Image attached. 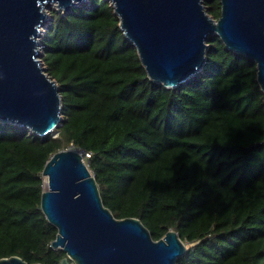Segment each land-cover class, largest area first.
Segmentation results:
<instances>
[{
	"label": "trees",
	"instance_id": "16d2710c",
	"mask_svg": "<svg viewBox=\"0 0 264 264\" xmlns=\"http://www.w3.org/2000/svg\"><path fill=\"white\" fill-rule=\"evenodd\" d=\"M203 5L220 17V0ZM207 46L201 72L167 89L147 77L109 0L49 12L39 57L62 120L43 137L0 122V259L66 257L40 201L46 162L71 147L90 154L116 219H138L155 241L172 229L190 245L176 264H264V93L255 62L217 35Z\"/></svg>",
	"mask_w": 264,
	"mask_h": 264
},
{
	"label": "water",
	"instance_id": "95a60500",
	"mask_svg": "<svg viewBox=\"0 0 264 264\" xmlns=\"http://www.w3.org/2000/svg\"><path fill=\"white\" fill-rule=\"evenodd\" d=\"M86 1L0 0V122L40 137L61 125L60 91L39 57L40 39L52 3L65 14ZM203 1L109 0L152 82L172 89L201 72L207 41L217 35L227 50L256 63L264 93V0H220L217 20ZM82 159L64 149L42 171L48 190L40 208L57 229L51 246L66 254L61 264H176L188 249L178 234L171 229L155 241L138 219H116ZM0 264L28 263L12 256Z\"/></svg>",
	"mask_w": 264,
	"mask_h": 264
},
{
	"label": "rangeland",
	"instance_id": "374dc122",
	"mask_svg": "<svg viewBox=\"0 0 264 264\" xmlns=\"http://www.w3.org/2000/svg\"><path fill=\"white\" fill-rule=\"evenodd\" d=\"M51 10H56V9H55L54 7H51V8L48 9V11H47V13H48L47 23L49 22V12H50ZM47 23H46V24H47ZM46 24H45V25H46ZM44 29H45V27H44ZM44 29H43V30H44ZM67 149L75 150V149H73V148H71V147H70V148H67ZM75 151H76V150H75ZM78 152L81 153L80 151H78ZM81 155H82V157H83L82 161L87 165V160L84 158V154L81 153ZM44 190H45V187H44ZM185 246H186L187 248L190 247V245H186V244H185Z\"/></svg>",
	"mask_w": 264,
	"mask_h": 264
},
{
	"label": "bare ground",
	"instance_id": "6f19581e",
	"mask_svg": "<svg viewBox=\"0 0 264 264\" xmlns=\"http://www.w3.org/2000/svg\"><path fill=\"white\" fill-rule=\"evenodd\" d=\"M51 6H53L54 8H58L59 3H52ZM43 180H44L45 191H47L48 190V179L47 177H45Z\"/></svg>",
	"mask_w": 264,
	"mask_h": 264
},
{
	"label": "built area",
	"instance_id": "2783aa9c",
	"mask_svg": "<svg viewBox=\"0 0 264 264\" xmlns=\"http://www.w3.org/2000/svg\"><path fill=\"white\" fill-rule=\"evenodd\" d=\"M81 152V151H80ZM81 153H83V152H81ZM84 154V158L86 159V160H88L89 158H90V154L89 153H83Z\"/></svg>",
	"mask_w": 264,
	"mask_h": 264
},
{
	"label": "clouds",
	"instance_id": "9594fccd",
	"mask_svg": "<svg viewBox=\"0 0 264 264\" xmlns=\"http://www.w3.org/2000/svg\"><path fill=\"white\" fill-rule=\"evenodd\" d=\"M258 155H260V156L264 157V153H259Z\"/></svg>",
	"mask_w": 264,
	"mask_h": 264
}]
</instances>
